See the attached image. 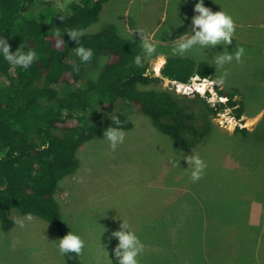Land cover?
I'll list each match as a JSON object with an SVG mask.
<instances>
[{"label":"rangeland","instance_id":"1","mask_svg":"<svg viewBox=\"0 0 264 264\" xmlns=\"http://www.w3.org/2000/svg\"><path fill=\"white\" fill-rule=\"evenodd\" d=\"M70 2L41 0L33 11L39 14L50 7L65 11ZM129 2L113 0L110 5H104L100 21L86 32L98 33L114 26L122 37L141 39L138 32L132 35L126 24L149 34L158 28L153 36L157 43L156 54L178 57L171 54L172 42L165 40L188 32L192 18L198 15L194 7L199 0H133L132 5ZM204 3L207 8L214 6L211 9L214 13L227 12L240 23L237 24L240 28H236L234 34L238 41L233 40L230 45L221 44L206 48L207 51L193 50L195 58H200L196 59L198 62L211 64L216 78L224 71L229 75L224 85L218 86L220 97L207 92L203 97H197V93L191 97L201 98L221 109L220 103H225L221 97L233 92L234 108L243 107V111L225 109L212 116L213 130L191 149L176 146L171 137L153 126L151 119L133 111L131 118L135 127L124 131V143L115 152L110 151L107 140L99 139L79 149L80 169L61 182L57 196L68 218H65L64 235L38 217L28 221L26 216L15 214L11 231L3 232L0 226V264H67L65 256L59 253L57 241L71 232L84 241L83 254L79 256L83 264H118L114 249L119 241L112 233L121 230L123 222L129 224L145 246L137 258L139 264H195L188 252L189 246H195V238H189L186 233L190 231L189 222L193 227L195 217L206 213L207 226H210L212 204H217V196L226 191L222 187L223 180L232 174L237 175L235 179L245 178L249 192L241 201L244 206L238 224L229 227V240L235 241L237 249L231 259L223 257L220 264H264V206H260L262 202L258 198L264 186L260 179V175L264 179V0H204ZM124 17L127 22H123ZM241 24L245 27L241 28ZM241 35L249 40L245 41ZM241 46L245 49L242 63L233 60L217 73L214 56L225 49L232 54ZM106 62L107 57H103L97 68L88 69V75L97 79ZM148 73L161 75L160 71L159 75L152 71L151 64ZM174 82L164 80L157 87L176 92ZM65 86L57 88L61 90ZM250 120L253 124L248 126ZM243 128L256 133L244 138L241 130H237ZM192 151L207 165L203 178L195 183L190 180L191 171L185 159ZM181 217H185V230ZM163 218L168 220L162 221ZM226 218L227 213L223 216ZM213 221L219 226H229V220ZM243 235L247 243L241 250L239 238ZM233 247L234 242L232 252ZM208 261L205 264H213L210 258Z\"/></svg>","mask_w":264,"mask_h":264},{"label":"trees","instance_id":"2","mask_svg":"<svg viewBox=\"0 0 264 264\" xmlns=\"http://www.w3.org/2000/svg\"><path fill=\"white\" fill-rule=\"evenodd\" d=\"M40 1L0 0V39L8 40L12 53L21 45L25 53H36V60L24 69L9 64L0 52V226L3 232H9L15 226V214L31 213L64 235L68 218L57 197L60 184L80 169L78 151L82 146L92 140H106L103 132L116 127L112 118L120 119L123 131H132L135 124L131 114L135 111L151 119L153 126L171 137L176 146L191 149L213 130L212 116L225 109L242 112L243 107L234 108L233 92H227L226 103L216 109L201 98L157 87L164 80L187 84L195 74L216 79L210 63L167 57L161 75L156 77L148 73L147 60L143 67L134 63L135 56L143 55L141 41L120 36L114 26L87 33L100 21L104 5L112 0H71L65 11L50 7L34 14ZM66 29L83 31L79 42L93 50L90 62L82 63L75 54L78 43L67 35ZM60 41L64 43L58 48ZM103 57H107V62L93 80L88 69L97 68ZM76 66L78 73L74 71ZM62 84L66 86L59 90L57 86ZM237 130L244 138L256 133L246 128ZM45 144L49 147L40 150ZM227 176L226 183L232 184V189L217 196L212 216L225 198L228 218L223 221L236 226L244 206L241 201L249 192L248 183L242 176ZM260 179L264 182L262 175ZM259 194L264 204V186ZM197 216L201 219L204 215ZM199 219L193 228L189 222L190 231L186 232L189 238H195V246L188 249L189 258L195 264H205L209 258L213 264H220L223 257L231 259V246L221 245L223 238L210 231L214 224L211 222L203 232ZM181 224L185 230L183 219ZM242 240L241 250L247 243L246 237ZM64 256L67 264H83L80 255Z\"/></svg>","mask_w":264,"mask_h":264},{"label":"clouds","instance_id":"3","mask_svg":"<svg viewBox=\"0 0 264 264\" xmlns=\"http://www.w3.org/2000/svg\"><path fill=\"white\" fill-rule=\"evenodd\" d=\"M67 0H65V4ZM64 7L65 5H58ZM194 12L198 13L192 18L191 31L194 35L185 34L174 42H172L171 54L173 56H184L189 51L194 49H206L215 48L218 45L226 44L230 45L233 41V36L236 31V24L231 15L224 10L220 12H213L210 8L204 6V0H199L194 7ZM60 19L63 20V17ZM126 29L131 32H138L141 37L140 48L143 50V55H137L134 58V63L138 67H143L144 62L147 60L151 66L152 71L159 75L161 66L167 63L166 58L163 55H157V43L153 41V36L147 33L144 29L136 28L131 29L126 24ZM67 35L78 43V47L74 49L75 54L80 58L82 63H88L91 61L94 53L91 48H85L80 45L79 37L83 35L82 30H65ZM64 41L57 43V47H61ZM0 52H2L4 59L13 66H19L24 69L29 68L36 60V53L33 50L24 52L22 45L15 52H11V45L7 39H0ZM245 55L244 47H239L234 50L232 54H229L227 49L222 53H217L213 58V63L217 73L224 68L226 64H231L233 60L237 63H242V58ZM163 69V68H162ZM161 69V70H162ZM74 71L79 72V66L74 68ZM161 74V72H160ZM147 75V73H145ZM229 75L227 71H224L222 75H219L216 79H209L207 77H201L195 74L189 78L187 84L174 82L176 87L175 91L177 95L191 96L193 93H197L204 96L205 92L214 96L220 97L218 86H223L226 77ZM171 81V80H170ZM212 91V92H210ZM222 94V93H221ZM222 102L226 103L227 98L221 97ZM228 110H226L227 112ZM116 127L110 126L103 132V137L109 142L110 151L115 152L120 144L124 143L126 133L122 130L121 121L118 117L112 118ZM229 131H232L230 128ZM49 147L45 144L40 150H45ZM193 154L185 157L191 171L190 180L195 183L203 178L206 163L200 158L198 154L192 151ZM206 218V213H203ZM28 221L33 220L31 213H28L25 217ZM207 222V221H206ZM23 227V223H20ZM112 236L118 239L119 243L114 249V255L118 264H139L138 256L144 251V244L136 236L135 232L130 229L128 223L123 222L121 224V230L112 233ZM58 250L61 255L68 253H75L76 255H82L85 247L82 238L71 232L62 239L58 240Z\"/></svg>","mask_w":264,"mask_h":264},{"label":"crops","instance_id":"4","mask_svg":"<svg viewBox=\"0 0 264 264\" xmlns=\"http://www.w3.org/2000/svg\"><path fill=\"white\" fill-rule=\"evenodd\" d=\"M113 1V0H112ZM112 1L111 2H109V3H107V4H111L112 3ZM133 0H130V2H129V5H132V2ZM205 4V3H204ZM214 6H210V9H212ZM126 14H128V13H126ZM127 17V16H126ZM128 20L127 19H125V17H124V19H123V22H127ZM130 23V22H129ZM235 24H236V28H240V27H238V25L237 24H239L240 25V23H238V22H235ZM245 24H241V28H244L245 26H244ZM191 27L192 26H190V27H188V32L186 33V34H191V35H194L195 33L194 32H192L191 31ZM132 29H134V27H131ZM158 30V28H156L150 35H152V36H156V31ZM130 36V35H129ZM179 37H181V36H179ZM179 37H176V38H174V39H171V40H165V41H171V42H174L177 38H179ZM241 37L242 38H244V40L245 41H248L249 39L246 37V36H244V35H241ZM127 38H131V37H127ZM133 39H135V40H137V41H141V39H138V38H133ZM233 40H236V41H238V37L237 36H233ZM157 55H163L165 58H166V60H167V57L168 56H166L165 54H163V53H158ZM185 57H190V58H192V59H194V60H196L197 58H195L196 56L194 55V52H193V50L192 51H189L188 53H186L185 55H184ZM184 56H178V57H184ZM200 59V58H199ZM199 59H197V60H199ZM196 60V61H197ZM201 61V60H200ZM198 62V61H197ZM165 66V65H164ZM164 66L162 67V68H164ZM160 72H161V70H160ZM226 181H227V179H224L223 180V183H222V187H223V189H227V188H231L232 189V184H227L226 183ZM223 194H225V192L223 191ZM226 203H227V200L224 198V199H222V203H221V205H219L218 206V208H217V210L215 211V213L213 214V216H212V224H214V231H212V233H219V238L221 239V238H223V240H221L222 242L220 243L221 245L222 244H229L230 246H232V244H233V242H234V247H233V252L231 251V256H233L234 255V251L237 249V246H236V244H235V241H230L229 240V236L231 235V234H229V227L231 226V225H229V226H219V225H217V226H215V222L213 221L214 219H219V220H225V219H223V216L226 214V210H227V205H226ZM260 206H264V204L263 203H260ZM242 210V209H241ZM241 213V212H240ZM185 217H181V219H184ZM200 217H198V216H196L195 217V222L194 223H196V219H199ZM197 222H199V224L201 225V231H203V232H205V230H206V228H207V222H206V218L204 217V216H202V218L201 219H199V220H197ZM193 228V227H192ZM223 229V231H221ZM199 230V229H198ZM197 231V230H196ZM188 232V231H187ZM245 234V233H244ZM244 236V235H243ZM242 239H244V238H239V242L241 243L243 240ZM246 241H247V238H246ZM226 248V247H225ZM222 251H223V248H221V250L219 251V253H222Z\"/></svg>","mask_w":264,"mask_h":264},{"label":"bare ground","instance_id":"5","mask_svg":"<svg viewBox=\"0 0 264 264\" xmlns=\"http://www.w3.org/2000/svg\"><path fill=\"white\" fill-rule=\"evenodd\" d=\"M128 10H129V9H128ZM257 22H258V21H257ZM256 27H257V26H256ZM177 39H178V38H177ZM205 50H206V49H205ZM207 50H208V49H207ZM207 50H206V51H207ZM184 57H185V56H184ZM161 67H162V66H161ZM160 69H161V68H160ZM260 117H261V116H260ZM235 118H236V117H235ZM211 119H212V118H211ZM235 121H236V120H235ZM230 122H231V121H230ZM236 123H237V122H236ZM239 123H240V122H239ZM231 124H232V125H233V124L236 125L234 121H232ZM252 124H253V121L250 120V121L248 122V126H251ZM239 125H240V124H239ZM246 126H247V124H246ZM184 191H186V190H184ZM171 210H172V209H171ZM171 210H170V211H171ZM158 212H159V211H158ZM157 214H158V213H157ZM171 217H172V216H171ZM164 226H166V227L168 228L167 225H164ZM169 227H170V226H169ZM174 229H175V228H174ZM180 229H181V228H180ZM167 230H168V229H167ZM175 230H176V229H175ZM178 232H179V231H178ZM178 236H179V234H178ZM183 236H185V235H183ZM183 236H182V237H183ZM180 238H181V237L179 236V239H180ZM181 240H182V239H181ZM257 254H258V253H257ZM205 258H206V255H205Z\"/></svg>","mask_w":264,"mask_h":264}]
</instances>
